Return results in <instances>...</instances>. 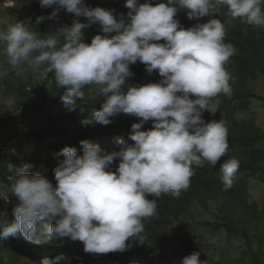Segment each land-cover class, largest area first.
Here are the masks:
<instances>
[{"label":"clouds","instance_id":"clouds-1","mask_svg":"<svg viewBox=\"0 0 264 264\" xmlns=\"http://www.w3.org/2000/svg\"><path fill=\"white\" fill-rule=\"evenodd\" d=\"M41 7L56 5L48 19L61 9L74 14L72 25L60 26L55 34L40 35L23 22L0 30L8 63L13 68H31L47 77L53 74L56 86L66 89L61 97L69 111L89 87L105 98L85 125H108L120 113L139 118L132 124L128 139L118 138L119 151L108 153L99 144L80 141L83 154L64 147L63 157L53 169L56 184L44 175L7 165L9 191L19 203L14 220L0 219V239L21 235L41 245L54 238H70L84 245L85 253L124 252L136 241L143 243L144 220L157 216V200L169 195L178 198L190 187L194 168L215 167L228 153V129L223 119L205 122L203 115L215 116L221 108L218 97L233 94L226 69L237 49L227 40L226 24L210 19L185 29L176 19L185 10L189 19L218 13L242 24L264 27V0H167L153 6L151 0H126L127 19L114 9L89 7L85 0H39ZM87 17L88 24L79 21ZM44 16L36 18L39 24ZM229 21V22H230ZM99 24L103 35L86 43L82 29ZM63 38V40L61 39ZM163 40L164 43H157ZM145 64L151 75L158 70L156 83L127 85L134 73L130 65ZM83 112V108L81 109ZM152 121L149 130H142ZM128 140L134 143L129 144ZM120 162L115 171L113 162ZM240 161L232 156L220 164L223 190L232 188ZM0 199L9 195L0 192ZM134 238L132 243H126ZM66 257H43L39 264H60ZM138 264V262H133ZM179 264H204L200 252L185 256Z\"/></svg>","mask_w":264,"mask_h":264},{"label":"trees","instance_id":"trees-1","mask_svg":"<svg viewBox=\"0 0 264 264\" xmlns=\"http://www.w3.org/2000/svg\"><path fill=\"white\" fill-rule=\"evenodd\" d=\"M19 1V0H18ZM17 1V2H18ZM146 0H138V3H145ZM153 6L159 3H167V0H151ZM1 3V2H0ZM89 7H102L105 9H114L117 18L124 14L127 19L128 8L125 7L126 0H85ZM15 6H13L14 9ZM3 11V10H2ZM12 8H6L4 11L5 18L9 16ZM226 6H221L218 12L222 22L226 24L227 40L230 41L236 49L247 53L248 56L233 55L231 61L236 66L238 79L230 83L233 94L231 98L222 94L224 100L233 104L234 110L239 107L246 109L251 99H259L264 102V97L256 96L247 88L249 81H255L258 73H264V61H260V50L253 41L258 40L264 45V27L258 29L250 37L238 25H233V20L225 15ZM41 16L40 12L30 11L28 13V28H38V36L50 35L52 28L44 20L37 24L36 18ZM181 25L187 29L195 26L197 23H207L206 16L199 19H189L187 12L181 10L177 13ZM74 15L68 19L69 27ZM79 21L88 24L87 17H79ZM230 21V22H229ZM8 26V25H7ZM7 26L0 22V30H6ZM102 33L99 24H93L90 27L82 29V35L85 42L90 43L95 35ZM63 40V38H61ZM157 43H164L163 40ZM254 60L255 66L249 63V58ZM134 76L126 80L127 85H144L148 83L159 82L162 77L158 70L151 75L146 71L145 64L137 61L130 65ZM15 68L8 63V57L5 52L3 42H0V94L3 91L12 90V95L17 99L16 110L11 118H0V127L3 131L0 133V180L3 186L8 187L11 181L9 176L14 172L7 170V165L11 163L16 169L24 165H29L27 171L32 174L39 173L46 176L55 186L56 181L53 169L58 165L63 157H57L64 147H74L77 154H83V146L80 141L87 140L93 144H99L102 149L108 150L107 146L114 145L116 151L120 150L118 138L128 139L132 131V124L138 123L139 118L120 113L111 118L112 123L101 125L99 123L85 125L82 121L92 119L94 110L100 109L104 97L96 95L94 91L86 87L83 91L84 98L77 99V108L75 111H69L63 104L61 97L65 94L66 89L56 86L53 74L49 73L46 79L38 86L35 85L33 76H29L31 81L23 82L16 78ZM39 98H38V97ZM83 108V112L81 109ZM205 122L215 119H223L218 110L215 116L210 113L203 116ZM228 129L229 149L226 156L221 157L217 165L213 168L208 164L204 167L194 168L195 175L191 178L190 187L183 191L178 198L165 195L161 198L149 196V199L157 200V216L146 218L145 224V241L140 243L136 241L130 249L124 252H112L107 254L85 253L79 250L75 241L66 242L56 237L49 243L35 245L26 241L21 235L9 236L7 239H0V264H39V261L47 256L55 258L63 254L66 259L60 264H144L142 255L150 245L163 244L168 241L167 230L172 226L180 223L189 211L193 200H199L202 204L207 205L209 201L214 200L218 195H223L227 201H241L242 206L251 215V218L257 219L262 212L255 204H248L243 199V189L247 187V178L258 177L264 182V130L253 123L225 122ZM152 121L144 124L142 130L152 128ZM22 127L26 129L21 131ZM129 144L134 143L128 140ZM4 148H7L4 149ZM10 149V150H9ZM234 151H240L242 156L237 157L240 161V167L234 179L231 189L223 190L221 181L222 173L220 164L229 157L235 156ZM236 157V156H235ZM119 158L113 162L111 170L115 171L119 165ZM243 180H239V178ZM241 182V183H240ZM236 184H239L235 187ZM228 194H232L228 195ZM226 209L223 205L222 212ZM226 209L225 216L220 222L205 223L212 231L224 230L228 236H241L245 241V250L235 261H231L226 253H221L219 259L208 257L200 248V243L195 240L196 231L192 224H186L184 240L181 251L187 255L193 252H200V260L204 264H264V237L260 235H250L249 222L241 223L234 215H231ZM14 218L13 208L5 200L0 199V219H6L8 222ZM134 238H129L126 243H132Z\"/></svg>","mask_w":264,"mask_h":264},{"label":"rangeland","instance_id":"rangeland-1","mask_svg":"<svg viewBox=\"0 0 264 264\" xmlns=\"http://www.w3.org/2000/svg\"><path fill=\"white\" fill-rule=\"evenodd\" d=\"M0 0V22L2 24L10 25L16 22H23L27 27L29 23L28 13L30 11H39L41 16L45 17V21L52 28L50 35L55 34L57 29L68 23L70 16L74 15L68 13L65 9H61L58 15L52 19L47 17L55 11L56 5L41 7L39 0ZM13 6L14 9H13ZM6 8H12L9 16L5 18L4 11ZM3 10V11H2ZM206 21L210 19H220L218 13H214L211 16H206ZM233 25H238L250 37L258 29L246 24H242L239 19L233 20ZM30 31L35 32L38 35V28L30 29ZM257 48L260 50L261 55L259 56L260 61H264V45L258 40L253 41ZM248 56L247 53H243L241 50L236 51L235 55ZM249 58V63L254 68L255 63L251 57ZM227 71L230 73L232 79L230 83L235 84V80L238 79V74L236 72V66L231 61L226 65ZM14 74L16 78L20 81L27 82L31 81L29 76H33L35 85L37 86L43 82L46 77L41 76L39 73H34L31 68L25 66L22 70L15 68ZM39 86L38 96H39ZM247 88L254 93L256 96L264 97V73L259 72L258 78L255 81H249L247 83ZM37 96V97H38ZM39 98V97H38ZM221 101L220 113L222 115L224 122H237V123H253L262 130H264V102L259 99H251L249 105L246 109L239 107V110L233 109V104L227 100H224L222 94L218 97ZM17 99L12 95V90L3 91L0 94V118H11L16 110ZM209 112L204 113V117L208 115ZM26 128L22 127L21 131ZM3 129L0 127V133ZM7 150V148H4ZM107 152L111 153L116 151L113 144L107 146ZM10 150V149H9ZM236 157L242 156L240 151H234ZM1 178V177H0ZM243 180V178H239ZM247 187L243 189L244 196L243 199L248 202V204H255L258 206L259 210L262 212L259 218H251V215L242 206L241 201L236 202L227 201L223 195H218L214 200L208 202L207 205L202 204L199 200H193L187 215L182 218V221L170 229L167 230L168 241L165 240L163 244L157 246L150 245L142 255V260L144 264H179V262L187 256V254L181 251L186 224H192L195 228V240L200 243V248L204 254L208 257L219 259L221 253H226L231 261H235L242 252L245 250V241L241 236L230 237L224 231H212L205 223L220 222L225 216V211L228 208L231 215H234L241 223L244 221L249 222V232L250 235H260L264 237V182H262L258 177L247 178ZM241 183V182H240ZM239 184H236L237 187ZM0 192H6L11 195L9 191V186L4 187ZM231 195L232 194H228ZM223 205L226 209L222 212ZM14 218H11L9 222H12ZM66 242H71L70 238H61ZM74 245L81 251H84V245L80 241H75ZM7 264H10L6 261Z\"/></svg>","mask_w":264,"mask_h":264},{"label":"built area","instance_id":"built-area-1","mask_svg":"<svg viewBox=\"0 0 264 264\" xmlns=\"http://www.w3.org/2000/svg\"><path fill=\"white\" fill-rule=\"evenodd\" d=\"M2 189H3V181L0 180V190ZM5 201L6 203L10 204L12 208H14L19 203L18 199L15 196H11V195H9L8 201L7 200Z\"/></svg>","mask_w":264,"mask_h":264}]
</instances>
